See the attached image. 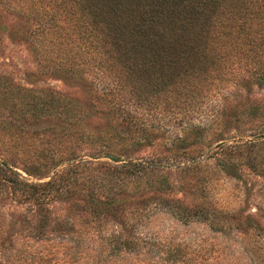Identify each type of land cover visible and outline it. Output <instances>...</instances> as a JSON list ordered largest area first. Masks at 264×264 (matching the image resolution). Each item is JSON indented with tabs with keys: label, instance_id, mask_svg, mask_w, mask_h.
<instances>
[{
	"label": "trees",
	"instance_id": "1",
	"mask_svg": "<svg viewBox=\"0 0 264 264\" xmlns=\"http://www.w3.org/2000/svg\"><path fill=\"white\" fill-rule=\"evenodd\" d=\"M1 32L23 41L33 55L35 68L27 76L76 81L100 105L91 112L88 101L18 82L0 69V203L11 197L16 205H35L30 217L5 222L0 216V264H58L57 250L14 247L13 235H72L81 216L82 227L101 232L110 222L132 236L129 214L168 193L171 182L163 176L131 191L121 184L122 174L196 167L198 143L209 128L214 152L222 150L231 114L238 118L247 104V116L255 117L264 107L254 99L234 106L228 96L209 102L230 81L264 83V0H0ZM157 112L165 120L151 118ZM95 114L106 124L90 125ZM173 126L162 156L133 158L154 131ZM251 135L248 151L262 143L257 137L264 129ZM87 164L93 172L86 188L72 189L74 171ZM57 200L72 202L63 217L50 213ZM185 207L175 208L187 216ZM71 248L63 250L67 260Z\"/></svg>",
	"mask_w": 264,
	"mask_h": 264
},
{
	"label": "rangeland",
	"instance_id": "2",
	"mask_svg": "<svg viewBox=\"0 0 264 264\" xmlns=\"http://www.w3.org/2000/svg\"><path fill=\"white\" fill-rule=\"evenodd\" d=\"M0 48V69L11 72L18 82L29 84L32 81L58 89L68 97L88 101L93 107L91 112L100 105L97 98L76 81L51 73H43L39 78L27 76V71L35 68V60L23 41L11 40L1 32ZM229 85L209 102L222 103L228 96L234 106L241 99L264 103V83L230 81ZM244 108L246 110L238 118H232L231 114V122L223 130L226 145L222 150L214 152L215 139L211 137V128L208 129L198 143L201 154L196 167L187 171L169 169V173H166L167 169L155 168L152 173L127 177L122 174L125 178H121V184L131 191L142 189L145 182H155L163 176L171 182L168 193L156 194L155 201L129 214L134 231L132 236L110 222L101 232H97L95 226L82 227L80 221L85 219L81 216L75 223L77 231L72 235L50 233L34 239L31 233L23 230L13 235L14 247L23 245L32 252L57 250L58 264H264V136L257 137L262 143L251 146L250 151L247 149V140L254 139L251 133L264 129V107L255 117L247 116V104ZM160 115L161 112H157L150 117L161 121L167 117ZM91 117L90 125L106 124L102 118L96 122L97 114ZM201 119L206 121L205 113ZM218 125L223 127L221 122ZM176 129L173 126L164 133L154 131L153 141L138 146L133 158L162 156L163 146L169 144L170 134L174 135ZM65 164L66 161L57 165L58 172ZM89 166L92 165H80L74 171L76 182L72 189L86 188L83 184L87 185L89 174L93 172L88 171ZM29 177L33 181L48 179V176ZM57 201L48 203L50 213L63 217L66 206L72 202ZM175 205H186L188 215L179 212ZM33 210L34 204L22 202L16 205L11 197L0 203V216L5 222L11 216L30 217L28 214ZM21 227L23 225L17 224L15 229ZM68 245L72 247L70 253H74L69 260L63 252Z\"/></svg>",
	"mask_w": 264,
	"mask_h": 264
}]
</instances>
